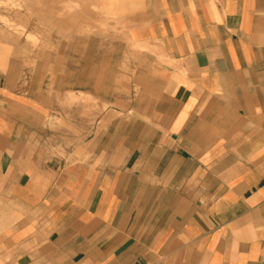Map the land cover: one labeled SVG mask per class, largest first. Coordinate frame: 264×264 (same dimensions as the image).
I'll return each instance as SVG.
<instances>
[{
    "label": "crops",
    "instance_id": "1",
    "mask_svg": "<svg viewBox=\"0 0 264 264\" xmlns=\"http://www.w3.org/2000/svg\"><path fill=\"white\" fill-rule=\"evenodd\" d=\"M96 5L113 118L55 164L0 118V264H264V0Z\"/></svg>",
    "mask_w": 264,
    "mask_h": 264
},
{
    "label": "rangeland",
    "instance_id": "2",
    "mask_svg": "<svg viewBox=\"0 0 264 264\" xmlns=\"http://www.w3.org/2000/svg\"><path fill=\"white\" fill-rule=\"evenodd\" d=\"M82 1L0 0V88L42 108L39 115L0 106V118L9 116L16 133L28 135L16 144L19 152L33 156L40 148L43 162L55 164L68 150L80 156L82 140L101 129L98 121L113 118L114 41L111 32L97 30L98 22L105 27L113 21L98 19L96 0H89V9ZM98 33L106 39L99 42Z\"/></svg>",
    "mask_w": 264,
    "mask_h": 264
}]
</instances>
